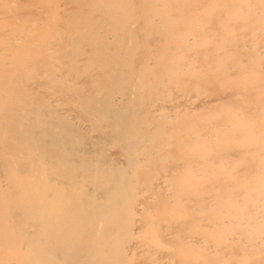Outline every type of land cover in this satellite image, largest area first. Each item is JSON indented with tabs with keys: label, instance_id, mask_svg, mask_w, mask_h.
I'll use <instances>...</instances> for the list:
<instances>
[{
	"label": "bare ground",
	"instance_id": "obj_1",
	"mask_svg": "<svg viewBox=\"0 0 264 264\" xmlns=\"http://www.w3.org/2000/svg\"><path fill=\"white\" fill-rule=\"evenodd\" d=\"M0 264H264V0H0Z\"/></svg>",
	"mask_w": 264,
	"mask_h": 264
}]
</instances>
